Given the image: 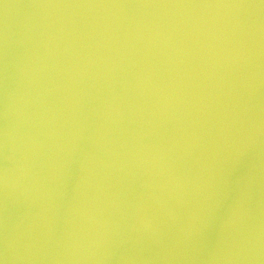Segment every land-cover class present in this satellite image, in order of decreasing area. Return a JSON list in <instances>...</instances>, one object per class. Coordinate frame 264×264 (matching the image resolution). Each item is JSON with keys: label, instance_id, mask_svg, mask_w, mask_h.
I'll use <instances>...</instances> for the list:
<instances>
[{"label": "water", "instance_id": "obj_1", "mask_svg": "<svg viewBox=\"0 0 264 264\" xmlns=\"http://www.w3.org/2000/svg\"><path fill=\"white\" fill-rule=\"evenodd\" d=\"M0 264H264V0H0Z\"/></svg>", "mask_w": 264, "mask_h": 264}]
</instances>
